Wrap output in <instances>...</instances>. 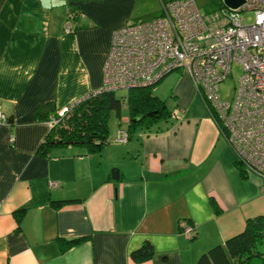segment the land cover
Segmentation results:
<instances>
[{
    "label": "crops",
    "instance_id": "obj_1",
    "mask_svg": "<svg viewBox=\"0 0 264 264\" xmlns=\"http://www.w3.org/2000/svg\"><path fill=\"white\" fill-rule=\"evenodd\" d=\"M72 3L81 16L66 33ZM126 16L121 0H0V264H196L264 214L261 179L242 175L185 72L172 101L152 88L170 115L127 142L39 149L59 111L102 87ZM146 243L152 254L133 260Z\"/></svg>",
    "mask_w": 264,
    "mask_h": 264
},
{
    "label": "built area",
    "instance_id": "obj_2",
    "mask_svg": "<svg viewBox=\"0 0 264 264\" xmlns=\"http://www.w3.org/2000/svg\"><path fill=\"white\" fill-rule=\"evenodd\" d=\"M161 15L127 20L111 35L100 89L70 102L52 124L68 116L83 100L102 91L155 86L165 75L183 69L209 115L246 173L261 179L264 193V0H243L237 8L222 5L202 13L196 0H160ZM253 15L247 23L245 13ZM81 14L70 8L64 31L72 33ZM236 62L241 69L233 99H224L219 83ZM6 117L0 111V124ZM123 128L107 140L124 143ZM53 186L56 185L52 182ZM187 237L195 227L182 220Z\"/></svg>",
    "mask_w": 264,
    "mask_h": 264
},
{
    "label": "trees",
    "instance_id": "obj_3",
    "mask_svg": "<svg viewBox=\"0 0 264 264\" xmlns=\"http://www.w3.org/2000/svg\"><path fill=\"white\" fill-rule=\"evenodd\" d=\"M68 8L75 15L80 13L76 3H72ZM152 88L153 86L131 88L125 96H117L116 91L104 92L85 99L68 116L51 125L39 149L47 152L54 146L71 145L99 152L108 143L107 140L115 135L109 136L108 120L111 113H114L119 121L117 131L123 128L128 132V141L136 128L150 129L170 115L165 101L154 95ZM44 108L46 109L45 106L39 107L37 114L48 117L43 111ZM122 115L128 117L125 126H122ZM236 164L240 167L242 175L246 176L242 166ZM195 232L190 239L194 238ZM78 241H68L67 244H75ZM151 254V247L146 243L141 249L132 252V259L139 261ZM196 264H264V214L248 218L240 232L227 238L224 243L215 244L203 251Z\"/></svg>",
    "mask_w": 264,
    "mask_h": 264
},
{
    "label": "rangeland",
    "instance_id": "obj_4",
    "mask_svg": "<svg viewBox=\"0 0 264 264\" xmlns=\"http://www.w3.org/2000/svg\"><path fill=\"white\" fill-rule=\"evenodd\" d=\"M196 3L202 13L212 14L216 13L218 8L223 5V0H196ZM121 6L122 10L127 14L126 21H143L151 19L153 17H157L161 14L160 0H121ZM243 17L247 23H251L253 21V15L249 12L243 14ZM122 26L123 24L121 26H118L117 28ZM117 28L113 29V31ZM183 72V69H176L171 71L157 83V86L166 95H170L172 88L175 86L179 79V75ZM240 74L241 69L239 68V65L234 62L231 66L230 74L227 75L226 78L219 83V92L224 99L231 100L234 98ZM126 94L127 91L124 89L116 91L117 96H125ZM170 100H173L171 95ZM123 125L124 124H122V126ZM118 127L119 121L116 115L114 113H111L108 120L109 133H115Z\"/></svg>",
    "mask_w": 264,
    "mask_h": 264
},
{
    "label": "water",
    "instance_id": "obj_5",
    "mask_svg": "<svg viewBox=\"0 0 264 264\" xmlns=\"http://www.w3.org/2000/svg\"><path fill=\"white\" fill-rule=\"evenodd\" d=\"M243 3V0H223V5L231 8H237ZM112 179L117 180L119 176V171L117 169L112 170Z\"/></svg>",
    "mask_w": 264,
    "mask_h": 264
}]
</instances>
